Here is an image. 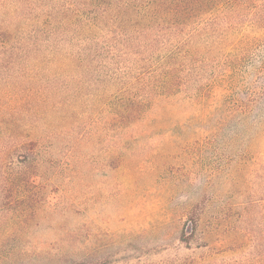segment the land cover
Returning a JSON list of instances; mask_svg holds the SVG:
<instances>
[{
  "label": "trees",
  "instance_id": "1",
  "mask_svg": "<svg viewBox=\"0 0 264 264\" xmlns=\"http://www.w3.org/2000/svg\"><path fill=\"white\" fill-rule=\"evenodd\" d=\"M173 102L264 128V0H0V264L14 256L1 227L29 219L9 215L17 201L71 198L93 147L115 168ZM188 219L171 249L62 264H209L223 252Z\"/></svg>",
  "mask_w": 264,
  "mask_h": 264
},
{
  "label": "rangeland",
  "instance_id": "2",
  "mask_svg": "<svg viewBox=\"0 0 264 264\" xmlns=\"http://www.w3.org/2000/svg\"><path fill=\"white\" fill-rule=\"evenodd\" d=\"M146 125L150 131L131 139L113 169L102 146L93 147V158L69 188L71 198L17 201L9 215L26 210L29 219L1 227L14 234L4 244L14 255L5 264H62L128 244L171 249L191 214L201 218L205 239L223 252L207 253L209 264H264L260 121L205 118L199 108L173 102Z\"/></svg>",
  "mask_w": 264,
  "mask_h": 264
}]
</instances>
